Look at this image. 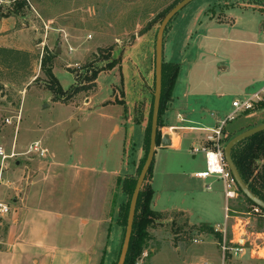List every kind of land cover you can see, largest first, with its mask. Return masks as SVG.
Returning a JSON list of instances; mask_svg holds the SVG:
<instances>
[{"label": "rangeland", "instance_id": "374dc122", "mask_svg": "<svg viewBox=\"0 0 264 264\" xmlns=\"http://www.w3.org/2000/svg\"><path fill=\"white\" fill-rule=\"evenodd\" d=\"M177 1L180 0H54V7L49 4L36 7L29 0L32 9L24 11L22 21L17 20L16 26L22 30V48L25 50L0 48V148L5 155H10L11 151L17 154L4 161L0 158V195L5 192L4 184L6 187L11 185L5 196L8 205L12 198H16L13 188L21 182L26 184L24 181L27 174L19 171L20 163L27 162L30 170H36L38 163L44 165L51 161L50 153L56 155L55 162L63 164L62 170L67 168L72 177L78 178L84 172L93 171V180L99 178L102 181L104 174L111 176L115 171L124 173L125 167L130 171L134 165L130 176L125 178L137 180L147 152L142 150L139 160L133 164L135 158L132 151L125 154L121 161V143L116 135L122 131L123 122L119 123V128L114 127L103 117L105 113L96 109L98 103L105 99L104 95L115 78L121 75V62L127 61L125 52L135 45L137 38L150 36L153 40L154 74V42L164 18L159 15ZM200 9H206L204 14L209 19L224 21L213 22L200 15L199 22L193 28L195 16ZM233 21L235 23L231 26ZM170 25L178 35L190 31L184 42L185 48L175 51L171 60L180 65L174 93L178 95L183 88H187L188 102L195 105L197 110L191 117L199 114L208 116L214 108L219 110L216 109L217 104L226 111L233 102L231 100L244 99L240 97L241 94L238 96L242 88L244 93L251 94L263 86L264 0H194L170 21ZM57 28L65 30L67 41L61 33L55 31ZM97 49L103 51L104 64L117 63L110 71L101 72L112 73L100 75L94 88L80 92L66 104L53 103L48 90L49 81L40 69L45 52L51 58L53 75L61 88L67 90L80 86L79 81L74 79L85 74V65L94 61ZM248 82L251 84L246 90L244 87ZM83 86L92 85L83 83ZM153 87L154 78L146 104L141 102L134 110L137 119L143 121L145 117L144 127L152 109ZM111 89L108 91L109 101L102 105L111 103L112 98L114 103H120L123 92L121 86ZM221 93L223 96H219ZM116 114H120V111ZM262 115L263 111L256 110L239 115L225 130L227 133L235 130L240 134L249 129L248 126L260 123L256 119ZM5 120L10 124L7 125ZM72 120L79 122L80 126L68 136L67 130ZM240 122L243 127H236ZM33 142H39L47 149L44 157L25 155ZM195 157L194 163L204 167L201 156ZM187 161L191 159L187 158ZM181 167L182 172L175 168L176 174L169 181H164L163 176L158 174L155 176L153 190L156 197L151 202V210L160 213L171 207L189 209L192 212L191 220L196 224L207 220L211 226L216 221L222 225L223 212L216 209L222 198L214 194L216 191L221 192V186L216 185L211 192L205 191L203 181L190 177L189 172L192 170L188 169L186 163ZM124 181V178H117L109 184L105 213L109 224L100 230L102 235L97 242V245L101 242L99 254L90 264H99L102 257L103 264L117 262L125 230L118 225L119 214L121 208L130 201L122 188ZM149 181L147 173L143 182L144 190L149 187ZM185 183L189 184V188ZM81 185L80 181L75 183L72 193V199L80 205L83 197ZM45 186L47 193L53 191V188ZM231 207L236 212L250 210L242 199L233 201ZM163 216L164 219L156 221L148 229L151 239L137 264H167L171 252L177 253V248L196 245L192 242L194 239L211 237V242L217 243V239L212 236L190 233L188 227H185L184 215L181 217L168 213ZM251 222L255 231L263 230L262 220L251 218ZM7 233L6 222L0 221V249L7 244ZM65 260L62 262L54 259L52 264H83L73 257Z\"/></svg>", "mask_w": 264, "mask_h": 264}, {"label": "crops", "instance_id": "0c3cea01", "mask_svg": "<svg viewBox=\"0 0 264 264\" xmlns=\"http://www.w3.org/2000/svg\"><path fill=\"white\" fill-rule=\"evenodd\" d=\"M226 5L228 4L226 3ZM205 11L206 9H200L198 11L192 25L193 28L199 22L198 18L200 15H204L205 18L207 17L208 20L213 22L222 23L224 21L222 19L216 21L209 19L204 14ZM227 19L230 18L227 17ZM17 20L13 17H0V48L14 49L16 51L23 49V42L21 40L22 30L16 27ZM18 22H21V20H18ZM234 23L235 21L232 22L231 26ZM55 31L58 34L61 33L64 37L67 35L63 28H57ZM188 31L178 35L170 23L168 24L163 36L164 62L173 63L171 59L174 52L182 51L185 48L184 42L187 41L188 34L190 33ZM202 34L205 33H200L199 35ZM125 55L127 61L124 62L122 60L121 62L122 73L118 76V79L117 77L115 78L114 83L108 89L110 91L113 87L121 86L123 92L120 103H114V98H112L110 100L111 103L102 105V103L109 101L107 91L106 95H104L105 99L98 103L99 107L96 110L104 112L103 117L109 120L110 124L114 125V127L119 128V123L121 124L123 122L122 131L119 135H116V137H119L121 143L120 160L122 161L123 156L132 151L135 158L132 161L133 164L139 160L143 150V132L145 129L143 123L145 115L143 112L144 118L141 121L140 118L137 119L134 110L141 102L146 104L148 97H150V89L154 78L153 40H151L150 36L137 38L135 45L128 49ZM111 73L112 71L109 73H100L97 79L100 75H109ZM178 78L173 89L172 101L162 117L163 127L160 129L163 135L170 134L174 131V135L172 134V146L169 148H163L161 146L155 148L149 181L152 190L157 174L163 176L164 181H169L176 174L175 168H178L180 170L179 172H182L181 166L184 163H186L188 169L192 170L189 172L192 178L195 172L202 171L204 168L203 165L194 163L196 157L190 154V148L196 146L203 140L205 132L191 129L206 130L215 128L232 111L231 105L229 109L224 111L217 104L216 109H219L218 111L214 108L208 116L199 114L197 117H191V114H195L197 110L195 105L193 106L188 102L187 88H183L184 90L182 89L178 95L174 93ZM250 84L251 82H248L244 88L247 90ZM263 86L251 94L244 93L242 88L243 91L241 90L238 96L240 94V97L243 98L252 96L259 92ZM219 96H223V94L221 93ZM234 100L236 98L231 100V102ZM90 102H92V99ZM85 109L89 110L88 108ZM118 111H120V114L117 115L116 113ZM261 119L262 117H257L256 121H261ZM75 122L77 125L70 134L80 126L79 122ZM236 125L239 128L243 127L241 122ZM136 140L138 142L137 145L135 144ZM50 154L51 161L44 165L38 163L36 170H30V164L27 162L20 163L21 167L19 171L21 170L27 174L24 181L26 184L24 185L21 182L17 184V187L13 188V191H16L14 194L16 198L11 199L10 205L6 202L5 196L10 191L11 185L6 187V184H4L5 192L0 195V204L6 206L9 212L5 215H0V221L6 222L8 233L6 239L7 244L0 249V264H52L54 259L63 260L62 262L66 259V262L70 257L76 259L77 262L80 260V263L90 264L94 257H98L101 242L99 245H97V242L102 235L100 230L103 226L109 224V220L107 221L105 218L109 184L113 179H122L130 176L134 165L130 171L125 167L123 169L124 173L122 171H115L111 176L104 174L102 181L99 178H96L94 181L93 179L95 177H92L93 171L91 173L88 171L84 172L78 178L77 176H70L67 168L62 170L63 164L55 162L56 155ZM187 158L191 159V161H187ZM26 159L29 160V158ZM200 159L203 160V157L201 156ZM16 165H18V162H16ZM65 165L67 166V164ZM193 179L203 181V188L208 192L213 191L216 185L221 186V192L215 190L217 193L215 192L214 194L216 197L219 195L222 198L220 205L216 206V209L218 212L222 211L224 216L225 202L222 195V185L213 179ZM78 181L82 184L80 189L83 195L81 205L75 203L72 199L73 186ZM45 185L53 188V191L47 193ZM184 185L189 188L188 183ZM207 186L210 187V190H206ZM198 189L195 190L198 191ZM68 193H70V196ZM153 193L154 199L156 192L153 190ZM214 198L212 197V199ZM222 200L223 207L221 208ZM171 212L183 213L189 225H210V222L207 220L199 224L194 223L191 220L190 216L192 212L189 209L171 207L168 211H160V213ZM219 224L216 221L212 227L218 226ZM107 236L108 234L105 235V238ZM211 239V237L200 239L202 241L201 243L190 248L186 246H183L182 249L177 248V253L171 252L172 254H169L170 257L166 260L167 264H198L200 262H207L208 264H264V246L259 251L260 256L262 255L261 258H251L246 252L242 256L223 261L217 243H212ZM172 259H174V263Z\"/></svg>", "mask_w": 264, "mask_h": 264}, {"label": "trees", "instance_id": "16d2710c", "mask_svg": "<svg viewBox=\"0 0 264 264\" xmlns=\"http://www.w3.org/2000/svg\"><path fill=\"white\" fill-rule=\"evenodd\" d=\"M8 1V6L4 7L1 11L0 17H13L15 19L21 20L24 17V11H28L32 9L30 6L29 0H4ZM34 2L36 7L42 6L43 4H49L51 7L55 6L54 0H31ZM181 1V0H180ZM180 1L174 2L170 5L166 10H164L159 17L163 18L177 3ZM93 62L87 63L84 68L85 74L81 76H76L74 80L79 81L80 86L78 87H70L67 90H63L56 80L55 76L52 73L51 68V58L47 52L43 55L41 60L40 69L43 72L46 79L49 81L48 90L51 93L52 102L66 104L73 97L79 94L82 91L89 90L91 87L94 88L95 81L98 75L104 71H110L113 69L117 63L104 64V54L103 51L97 49V53L93 56ZM102 59V60H101ZM100 63V65H98ZM180 65L178 63H162V73H161V95L159 102V111H158V124H157V136H156V147L160 146L161 134L160 129L163 127L162 117L167 111L168 104L172 100V93L179 76ZM72 74V73H71ZM83 83H89L92 86H83ZM85 87V88H84ZM263 111L264 112V100L257 102L254 104L253 109L251 111ZM249 111V112H251ZM249 112H245L240 115L247 114ZM151 110L148 117L147 125L143 132V144L142 148L147 152L148 144H149V133H150V117ZM260 123H254L252 126H248V128H253L257 125L264 123V115L261 116ZM237 118V117H236ZM236 118L227 123L223 129V134L225 135L226 127L233 123ZM237 127V126H236ZM241 128V127H240ZM242 131L244 129H241ZM240 130V131H241ZM248 130V129H247ZM246 131V130H245ZM238 135L237 131L232 130L227 133V138L224 139V143L229 141L234 136ZM154 160V159H153ZM231 160L235 165L241 179L250 190V192L264 202V132L256 134L247 140L236 145L231 151ZM152 164L149 168L148 175L150 178L152 172ZM129 178H124V182H122L123 191L127 193L128 198L130 200L133 189L135 187V180H129ZM153 190L150 187H147L146 190L143 189V185L140 189L135 214L132 225V232L129 241L128 251L124 264H137L138 260L141 258L142 254L146 250L147 244L150 241L151 237L148 233V229L152 227V225L161 219H164L163 215H167L168 213H159L151 210V202L153 200ZM239 199L249 206L250 208L253 206L251 202H249L246 198L242 196L239 192ZM128 203L124 205L119 214V226L125 228L127 213H128ZM171 214H176L179 216H183L181 212H171ZM185 227H188L190 233H196L199 235H209L213 238L219 240L220 235L214 232L212 226L207 224H199V225H189L186 218H184ZM124 235V233H123ZM123 239V237H122ZM99 264H103V259H101ZM114 264V263H112Z\"/></svg>", "mask_w": 264, "mask_h": 264}, {"label": "built area", "instance_id": "2783aa9c", "mask_svg": "<svg viewBox=\"0 0 264 264\" xmlns=\"http://www.w3.org/2000/svg\"><path fill=\"white\" fill-rule=\"evenodd\" d=\"M9 2L0 0V13L4 7L8 6ZM46 37V36H45ZM45 39V38H44ZM65 39V38H64ZM71 52V50H69ZM264 99L263 88L253 94L245 97L242 100L233 101L231 103L232 111L219 124L212 129H191L201 130L205 132L203 140L196 146L190 148L192 156L200 155L204 160V169L193 174V178L199 180L213 179L222 185V193L224 199V216L222 225L214 226V232L220 235L217 240L222 260L231 259L237 256H242L246 252L251 258H261L259 251L264 246V227L262 231H255L251 218L262 220L264 224V212L259 208L252 206L248 212H236L232 209L231 203L239 199V190L236 183L231 176L228 166L224 159V134L223 129L227 123L233 121L240 114L249 112L253 109L254 104ZM9 125V121L5 120ZM172 133L167 135L170 138L172 146ZM165 135V134H164ZM161 136H163L161 132ZM47 151L41 146L39 142H33L25 155L35 154L39 157H44ZM17 156L11 151L10 155H5L2 148H0V158L2 161ZM206 190H210L207 186ZM9 212L8 208L0 204V215H5ZM194 244L201 243L200 239H194ZM198 264H208L207 262H200Z\"/></svg>", "mask_w": 264, "mask_h": 264}, {"label": "water", "instance_id": "95a60500", "mask_svg": "<svg viewBox=\"0 0 264 264\" xmlns=\"http://www.w3.org/2000/svg\"><path fill=\"white\" fill-rule=\"evenodd\" d=\"M194 0H181L177 3L162 19L154 42V87H153V98H152V109H151V119H150V133H149V144H148V151L146 155L145 162L143 167L137 177L135 187L133 189L129 205H128V213H127V220L126 226L124 230V235L121 243V248L119 251V256L117 259L116 264H124L129 241L132 232V225L133 219L135 214L136 203L138 199V195L140 189L143 185L145 177L149 171V168L152 164L155 154L156 148V136H157V124H158V111H159V102H160V95H161V73H162V63H163V36L166 30V27L170 23V21L188 4L193 2ZM76 122L74 120L71 121V126L67 131V135L69 136L70 132L75 129ZM264 132V123L257 125L253 128H250L242 133L234 136L230 139L226 145L224 146L223 154L225 162L228 166L229 172L233 177L236 186L239 192L242 194L244 198H246L249 202L253 204L254 207L259 208L262 212H264V202L261 201L259 198L254 196L250 190L247 188L243 180L241 179L235 165L231 160V151L232 149L238 145L239 143L247 140L248 138ZM160 146L163 148H169L171 146L170 138L167 134L161 136Z\"/></svg>", "mask_w": 264, "mask_h": 264}]
</instances>
